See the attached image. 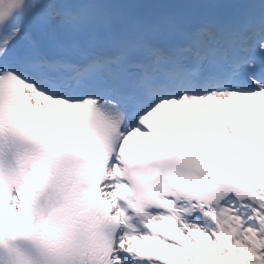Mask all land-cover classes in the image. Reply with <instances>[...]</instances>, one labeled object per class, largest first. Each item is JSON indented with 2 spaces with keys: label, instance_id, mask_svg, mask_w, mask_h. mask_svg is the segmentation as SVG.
<instances>
[{
  "label": "snow or ice",
  "instance_id": "6c2138e0",
  "mask_svg": "<svg viewBox=\"0 0 264 264\" xmlns=\"http://www.w3.org/2000/svg\"><path fill=\"white\" fill-rule=\"evenodd\" d=\"M0 264H264V0H0Z\"/></svg>",
  "mask_w": 264,
  "mask_h": 264
}]
</instances>
